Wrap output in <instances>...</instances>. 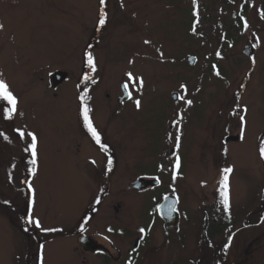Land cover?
<instances>
[{
  "label": "rangeland",
  "instance_id": "rangeland-1",
  "mask_svg": "<svg viewBox=\"0 0 264 264\" xmlns=\"http://www.w3.org/2000/svg\"><path fill=\"white\" fill-rule=\"evenodd\" d=\"M262 12L264 0H0V73L18 98L11 120L0 113V264H264ZM58 72L68 78L53 88ZM125 83L132 98L119 105ZM84 92L107 151L84 126ZM139 179L161 185L137 191ZM170 196L180 231L166 236L158 208ZM83 237L107 254L85 252Z\"/></svg>",
  "mask_w": 264,
  "mask_h": 264
},
{
  "label": "snow or ice",
  "instance_id": "snow-or-ice-1",
  "mask_svg": "<svg viewBox=\"0 0 264 264\" xmlns=\"http://www.w3.org/2000/svg\"><path fill=\"white\" fill-rule=\"evenodd\" d=\"M193 2L195 3L196 0H193ZM101 5H106V0H100ZM261 18H264V12L261 13ZM107 23V13L106 12H102L100 19H99V26L100 27H104ZM196 23H199V19H198V13H197V20ZM3 29V25H0V30ZM145 43H150L149 41H145ZM217 55H219V53H217ZM161 59H163V53H161ZM254 62V61H253ZM86 66L91 69L93 72L96 70V63L94 60V57L92 55L91 52H87L86 53ZM213 69H216V66L213 65ZM215 74L217 76H220V72L219 70L215 71ZM128 79L129 81H132L133 87H139L142 88L143 87V79L139 78V77H133L132 73H128ZM91 77L88 75L84 76V80L88 81L90 80ZM139 81L138 85L136 83V81ZM93 83H95V81H92ZM125 92L127 93L129 99L132 98V93L131 91H129V84L125 83L123 85ZM182 88H184V91L186 92V86H182ZM90 97L88 95V92H84L83 95L80 97V101L82 104V117H83V122L85 127L87 128L88 132L91 134V136L93 137V139L96 141L97 144L100 145V147L104 150L107 151V146L104 145L103 143H101V135L100 133L97 131V129L95 128L92 118L90 116V113L92 112V108L89 107L88 101H89ZM177 99H183L182 96L177 97ZM135 105L137 108H139L141 106V101L139 99L134 101ZM185 103L189 106H191L192 104V100L188 99L185 100ZM4 105H7V107H5ZM245 114L247 113L248 109L247 107H245L242 110ZM18 112V98L17 96L14 94V92L10 89L9 84L5 81V79L3 78V74L0 73V113H2L4 115V117L8 120H11L13 118L14 115H16ZM233 115H236V113H233ZM239 120L241 121V139H243V135H244V128L246 127V120H245V116L241 115L239 116ZM0 135H2V133H0ZM27 135L31 138L30 144L28 146V148H26V151H30L32 159L30 160V164L32 165L31 168V172L33 175H35L36 173V166H37V137L34 133H27ZM25 136V133L23 131H20V137L23 138ZM5 139H7V137L5 136ZM179 146V137H177V147ZM260 155L262 158H264V139L261 140V147H260ZM110 165H111V160H109V170H110ZM180 158L179 156L176 157V162H175V170L176 174L178 175V170L180 169ZM233 172V168L231 167H225L222 170V179L220 180V188H219V194L221 197V204L224 206V208L230 209V185H229V176L230 174ZM175 178V177H174ZM33 197H34V191H33ZM99 202V201H97ZM35 203L34 199H33V204ZM174 207V206H173ZM29 223L33 224L36 228H39L42 232L45 231H56V229H47L45 228L42 224L41 221L39 219H33L31 216L29 217ZM84 228H81V231H84ZM108 231H112L111 228L108 229ZM140 231L142 233L145 232L144 229H140ZM105 239H107V237H105ZM42 248V246H41ZM41 260V264H43V256L41 255L40 257Z\"/></svg>",
  "mask_w": 264,
  "mask_h": 264
},
{
  "label": "water",
  "instance_id": "water-1",
  "mask_svg": "<svg viewBox=\"0 0 264 264\" xmlns=\"http://www.w3.org/2000/svg\"><path fill=\"white\" fill-rule=\"evenodd\" d=\"M254 54V47L252 45H248L245 47L243 51V55L247 58H250ZM194 58H188V62L191 66L195 63ZM68 78L67 73L58 72L52 76V86L53 88H57L60 85H62L64 82H66ZM123 99H120L121 101L128 97L127 93L124 90L123 87ZM239 140V138H227L226 141H236ZM161 183L159 181H147L144 179H139L136 182H134V189L137 191H143L150 187H159ZM174 206V207H173ZM178 207V199L175 197H167L163 200L162 204L158 208V213L160 218L165 222L164 229L166 230V236L169 235L170 231H174L175 233H178L180 230V215L177 212ZM81 244L83 246V250L85 252H95L97 251V247L91 242L88 238H82Z\"/></svg>",
  "mask_w": 264,
  "mask_h": 264
},
{
  "label": "trees",
  "instance_id": "trees-1",
  "mask_svg": "<svg viewBox=\"0 0 264 264\" xmlns=\"http://www.w3.org/2000/svg\"><path fill=\"white\" fill-rule=\"evenodd\" d=\"M222 223H225L224 221H220V224H219V226L217 225H211L210 223V225H207V230H206V233H207V236H206V238L207 239H211L212 240V238H214L216 235H218V234H220L221 232H222V228H221V225H222Z\"/></svg>",
  "mask_w": 264,
  "mask_h": 264
},
{
  "label": "flooded vegetation",
  "instance_id": "flooded-vegetation-1",
  "mask_svg": "<svg viewBox=\"0 0 264 264\" xmlns=\"http://www.w3.org/2000/svg\"><path fill=\"white\" fill-rule=\"evenodd\" d=\"M189 58H190V57H189ZM191 58H194V57H191ZM194 59L197 61L196 58H194ZM196 61H195V62H196ZM194 64H195V63H194ZM193 66H194V65H193ZM120 88H121V91H122V96L118 98L117 102H118L119 105H122L125 101H129L130 99H129V97H127V98H125V99L122 100V101L120 100V99H123V97H124V96H123V85H121ZM177 97H179V95H178V94H174V96H173V101H174V102H178L179 99H177ZM84 126H85V125H84ZM132 188L134 189V186H133V185H132ZM150 188H151V187H150ZM134 190H135V189H134ZM83 238H86V237H83ZM95 246H96V245H95ZM97 249H99V250H97L96 252H93V253H103V254H107V253L105 252V250H103V248H101V247L98 248V247H97Z\"/></svg>",
  "mask_w": 264,
  "mask_h": 264
}]
</instances>
